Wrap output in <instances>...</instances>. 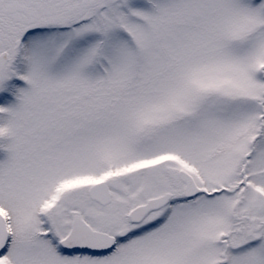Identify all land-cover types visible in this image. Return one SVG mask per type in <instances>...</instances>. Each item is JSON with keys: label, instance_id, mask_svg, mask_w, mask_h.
<instances>
[{"label": "snow or ice", "instance_id": "snow-or-ice-1", "mask_svg": "<svg viewBox=\"0 0 264 264\" xmlns=\"http://www.w3.org/2000/svg\"><path fill=\"white\" fill-rule=\"evenodd\" d=\"M0 264H264V0H0Z\"/></svg>", "mask_w": 264, "mask_h": 264}]
</instances>
